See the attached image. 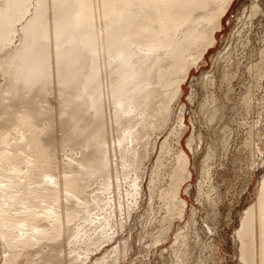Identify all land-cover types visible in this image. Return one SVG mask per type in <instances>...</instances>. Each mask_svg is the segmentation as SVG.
Wrapping results in <instances>:
<instances>
[{"label": "bare ground", "instance_id": "6f19581e", "mask_svg": "<svg viewBox=\"0 0 264 264\" xmlns=\"http://www.w3.org/2000/svg\"><path fill=\"white\" fill-rule=\"evenodd\" d=\"M232 2L0 0L3 264H107L121 252L126 255L125 247L108 249L106 243L142 204L143 166L155 134L162 131H168L163 149L169 150L170 139L177 147L168 187L157 189L155 175H150V198L157 194L166 213L157 235L170 230L174 218H186L181 187L192 171L181 146L188 131L186 104L178 102L192 68L205 62L206 52L216 44ZM245 40L235 57L218 59V52L214 58L209 120L235 121L228 96L238 86L236 126L244 129L245 146L253 147L249 163L256 166L264 164L259 141H252L264 128V34ZM254 105L260 109L249 121ZM203 122L195 147L194 133L186 139L193 153L210 133L209 123ZM227 138L218 139L224 152ZM156 162L161 165L160 156ZM211 168L204 161L199 170L197 200L205 201L203 214L193 208L185 225L197 230L195 243L202 245L215 237L220 215ZM254 193L232 235L242 264H264V170ZM180 241L184 243V236ZM97 252L101 254L91 260Z\"/></svg>", "mask_w": 264, "mask_h": 264}, {"label": "rangeland", "instance_id": "374dc122", "mask_svg": "<svg viewBox=\"0 0 264 264\" xmlns=\"http://www.w3.org/2000/svg\"><path fill=\"white\" fill-rule=\"evenodd\" d=\"M255 4L256 9L252 10V6ZM262 8H264V0H233L230 9L223 17L222 27L216 33V44L210 47V50L206 52L205 62H202L197 67L192 68V72L185 84V90L179 99V105L183 103L186 104L185 121L188 125V131L181 139V146L189 154V167L192 171V177L181 187V195L187 201L186 218L184 220L174 218L170 230H168L161 237L157 235V232L160 229L158 225L163 222V216L165 217L166 213L162 207L163 201L158 198L157 194L154 195L155 197L152 200L150 198L151 192L149 191L148 186L150 175H155L154 179L157 189L168 187V184L171 182L172 167L176 165L174 162L176 161L175 154L177 147L175 141L170 139L169 141L171 142H169V144L171 147L169 146V150L167 147L166 149H163L162 142L168 134V131H162L155 134V137L153 138V140H155V145L149 158L145 159V164L143 166L145 174L141 177V183L143 187L142 200L145 202H142V204H140L134 212H132L130 217L125 218L126 222L124 223V227L119 228L117 231L118 233H115L114 238L106 243L108 244L106 247L108 249L111 247H117L118 245V249L125 247L127 249V253L126 255H122L121 252V255H119L116 260H109L107 261V264H177L179 258H181L182 264H242L239 260L238 246L236 242H234L232 235L234 228L237 226L236 222L238 221V215L255 197V185L258 177L264 170V164L258 165L260 162H256V164L254 163L256 166H253V164L249 163L250 153L248 152L249 150H252L253 147L251 146L249 148L245 146L243 139L245 136L244 129L241 127L237 128L236 126V121L239 120L240 117L238 112L235 113V108H238L240 103L237 100L239 87L235 86V93L228 96L233 98L232 102L229 103V106L233 105L234 108V111L231 110L234 112V122H230L222 118H216L210 122V108L208 103L212 95L214 96L213 90L215 87H213L210 79L216 69V61L214 60L215 56L218 52V59H221L222 56L224 57L226 54H229V56H236V53L239 54L242 51V46H245V39L248 37L254 38L257 35L264 34V9ZM253 20L255 23H253ZM256 20H258V22ZM239 26L242 27L240 28ZM240 31L243 32L239 34ZM232 41H234V44ZM235 50L237 52H235ZM215 92L217 93L216 90ZM222 101L226 102V96L222 99ZM253 108L255 109H253L250 113L251 117H249V121L256 118L257 110L259 111L260 109V107L255 105ZM200 117L201 120L199 123ZM260 119H262L261 122L264 124V113H262ZM203 121L209 123L210 126L208 128L210 130H208L210 133H206V141L202 149L197 150V152L194 150L193 153V150L188 148L186 139L191 133H194L195 137L192 142V146L194 145L193 147H195L196 143H198V133L199 129H201V125L203 130L205 128V122ZM224 124H227L230 128L228 130L227 128H223ZM260 131L262 132L260 136L261 138L254 133L252 141H259L263 152L264 128L260 129ZM219 137H228V151L226 150V152H224L223 148L219 145ZM60 154L61 153L59 151L58 155ZM158 156L161 157V165H157L156 159ZM60 157H62V155H60ZM204 161H206L209 165H212L211 175L220 194L219 200L222 205L219 204L220 215L216 217L217 222L215 221V237L212 238L213 240L206 239L208 241H204V244L202 245L195 243V241H197V230L190 224L188 227L185 225L193 208L199 209L202 211V214V206L205 208V201L199 202L197 200L200 195V193H197L199 170ZM150 200L152 207L148 208L147 206ZM232 203L233 210L232 207L230 209ZM119 218L120 215L117 213V219ZM223 220H225V222ZM198 225L199 224H197V226ZM164 227H167V223L165 221ZM178 227H180V229ZM178 231H181L180 239L184 236L183 244H180V239L174 241V234ZM0 243V264H3L2 260L4 255L7 254V251L5 250L1 239ZM65 248V251H67V246ZM99 254L101 253L97 252L95 255L92 254L91 260H94L96 256H99ZM90 262L91 261L85 264H91Z\"/></svg>", "mask_w": 264, "mask_h": 264}]
</instances>
